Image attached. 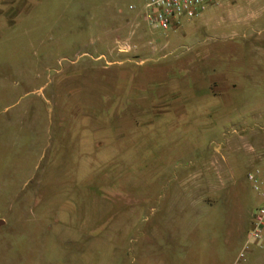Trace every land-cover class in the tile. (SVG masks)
<instances>
[{
    "label": "rangeland",
    "instance_id": "obj_1",
    "mask_svg": "<svg viewBox=\"0 0 264 264\" xmlns=\"http://www.w3.org/2000/svg\"><path fill=\"white\" fill-rule=\"evenodd\" d=\"M145 2L0 0V264L235 263L262 203L264 0L177 30Z\"/></svg>",
    "mask_w": 264,
    "mask_h": 264
},
{
    "label": "built area",
    "instance_id": "obj_2",
    "mask_svg": "<svg viewBox=\"0 0 264 264\" xmlns=\"http://www.w3.org/2000/svg\"><path fill=\"white\" fill-rule=\"evenodd\" d=\"M218 0H146L144 21L154 28L177 30L183 19H195ZM247 180L258 193L262 203L252 213L249 227L234 264H241L254 248L264 249V168L254 167L247 173Z\"/></svg>",
    "mask_w": 264,
    "mask_h": 264
},
{
    "label": "water",
    "instance_id": "obj_3",
    "mask_svg": "<svg viewBox=\"0 0 264 264\" xmlns=\"http://www.w3.org/2000/svg\"><path fill=\"white\" fill-rule=\"evenodd\" d=\"M3 223V220H0V224H2Z\"/></svg>",
    "mask_w": 264,
    "mask_h": 264
},
{
    "label": "trees",
    "instance_id": "obj_4",
    "mask_svg": "<svg viewBox=\"0 0 264 264\" xmlns=\"http://www.w3.org/2000/svg\"><path fill=\"white\" fill-rule=\"evenodd\" d=\"M248 173V172H247ZM246 177H247V175H246Z\"/></svg>",
    "mask_w": 264,
    "mask_h": 264
}]
</instances>
